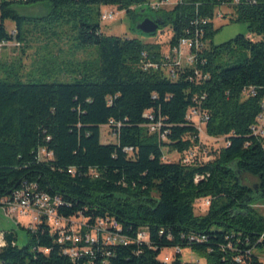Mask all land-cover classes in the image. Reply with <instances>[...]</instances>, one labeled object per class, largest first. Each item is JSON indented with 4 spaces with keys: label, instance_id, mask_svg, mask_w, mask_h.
<instances>
[{
    "label": "trees",
    "instance_id": "obj_1",
    "mask_svg": "<svg viewBox=\"0 0 264 264\" xmlns=\"http://www.w3.org/2000/svg\"><path fill=\"white\" fill-rule=\"evenodd\" d=\"M153 1L160 0H0V42L15 39L23 46L25 22L51 25L42 31L46 39L72 22L76 45L95 46L97 53L92 64L68 63L76 71L69 83L23 82L17 69L0 70V200L22 189L58 196V217L86 221L74 258L66 252L72 243H59L44 218L34 227L17 224L26 235L21 247L16 231H2L0 264H167L159 260L165 249H189L204 264H261L264 215L256 206L264 205V139L252 136L250 126L264 95V0H187L155 12L162 20L158 30L170 28L171 51L204 30L205 47L193 67L162 62L161 46L141 37L101 31V7L135 21L147 17L142 9ZM15 4H47L50 11L30 19ZM221 7L248 35L214 46V24L198 21ZM6 20L15 23L14 38ZM143 51L170 65L174 78L143 70ZM229 53H236L234 60L221 61ZM196 72L206 78L197 81ZM249 88L254 96L242 94ZM192 108L206 115V134L224 137L227 145L208 162L164 160L165 148L183 154L199 145L198 130L186 118ZM102 126L111 128L116 143H101ZM150 126L159 127L152 133ZM42 150L51 157L41 159ZM202 198L209 206L195 215L194 203ZM100 221L104 229L96 230ZM92 232L94 240L86 242ZM170 264L201 263H182L176 253Z\"/></svg>",
    "mask_w": 264,
    "mask_h": 264
},
{
    "label": "rangeland",
    "instance_id": "obj_2",
    "mask_svg": "<svg viewBox=\"0 0 264 264\" xmlns=\"http://www.w3.org/2000/svg\"><path fill=\"white\" fill-rule=\"evenodd\" d=\"M172 7H166L163 11H169ZM13 9L20 15L26 18L35 19L45 17L50 8L47 4L36 5H13ZM114 12L113 18L106 22H100L101 31L104 34L120 37H141L144 42L151 44H158L161 46V53L163 55L169 54V37L171 36L170 28L166 27L162 30H157L154 36L148 37L136 31L135 25L139 20L133 21L131 17L125 14L123 11H118L115 8L101 7L100 12L104 11ZM147 17L154 18L156 13L150 11L147 6L142 9ZM221 11L225 17L229 14L230 10L226 8L217 9ZM72 22L68 26H63L56 30L57 38L46 39V35H43L42 31L50 28L51 25H47L43 22H25L22 26L23 36L26 40L23 46L14 47L9 46L0 52V70L1 68L17 69L23 82H60L69 83L76 78V71H71L69 64L77 65L83 62L94 63L97 58L96 47L86 46L78 47L75 40L76 32L73 31ZM38 26L40 28H34ZM6 30L9 34H13L15 31V23L11 20L5 21ZM44 27V28H42ZM214 29H217L214 37L212 38V44L214 46L225 43L233 39L238 34H244L247 36L246 26L242 23H236L229 20L228 16L221 21L214 23ZM22 48L24 52L22 51ZM236 53H229L222 56L221 61H233ZM182 65L187 64L185 60H180ZM63 63L66 64L64 65ZM0 76L3 73L0 71ZM100 141L102 144L116 143V137L113 134L111 128L102 126L100 128ZM198 158L203 162H208L214 155L224 148L227 143L225 138L211 137L205 132V127H199L198 133ZM201 146V147H200ZM164 158L169 162H178L183 154H179L176 151L164 149ZM48 158L42 156L41 159ZM249 183L254 184L255 180L248 178ZM203 198L196 200L194 203L195 215H202L206 212V207L203 203ZM257 210L264 215V205H257ZM30 222V216L22 217L19 219L20 225L28 227ZM86 221L81 217L71 218L69 221L63 223L65 230L69 229L73 235L78 236L81 228L85 225ZM14 230L17 234V246L21 247L26 242V235L14 222H10L2 215L0 210V232ZM174 249H165L161 252L159 260L170 264L176 254ZM182 263L199 262L204 264V260L199 258L198 255L189 249L180 250L179 252ZM260 262L264 264V252L260 254Z\"/></svg>",
    "mask_w": 264,
    "mask_h": 264
},
{
    "label": "built area",
    "instance_id": "obj_3",
    "mask_svg": "<svg viewBox=\"0 0 264 264\" xmlns=\"http://www.w3.org/2000/svg\"><path fill=\"white\" fill-rule=\"evenodd\" d=\"M187 0H160V1H153L148 3L146 6L150 11H160L166 7H174L178 3H182ZM233 3H238V0H234ZM222 8V7H221ZM114 12L112 11H104L100 15V22H106L113 18ZM225 17L219 10H215L213 15L210 19H202L199 20L198 23L200 26H205L208 23H215L216 21H221ZM15 37V31L13 34H10ZM204 35V30L202 28H198L195 30L193 37H185L182 38L178 45L172 49H169L168 55H163L162 62L168 61L173 62L177 66L182 67H193L196 59V53L202 50L205 47V44L202 45L200 39ZM20 47V43L17 42L15 39L12 41H2L0 42V52L9 47ZM180 60H185L187 64L182 65ZM140 64L143 70H153V71H161L164 73L166 77L174 78V73L172 67L166 63H158V61L151 60L146 52H141L140 54ZM196 80H202L206 78L202 76L200 73H195ZM244 96H254L255 92L254 89L249 88L245 89L242 93ZM186 118L191 121L194 126L197 128L199 133V127H205L206 123V115L202 113L199 109H190L187 113ZM159 126H150V132L154 133L157 131ZM251 135L257 137L259 139H264V95L262 96L259 102V113L254 119L253 124L250 126ZM160 139L162 141L165 140V134L160 135ZM195 147H198L200 152L199 145L190 148L189 150L183 153V156L180 158V161L183 165H192L197 162H200L201 159L198 158L197 150ZM201 147V146H200ZM264 148V146H263ZM126 152H131L130 148L125 149ZM40 157L45 156L48 158L51 157V154H46L43 150L40 151ZM164 160H166L164 158ZM204 206L208 208L209 200L203 199ZM61 204V199L58 196L49 197L46 194L38 193V192H29L24 189L16 191L10 198H5L0 200V210L4 218L9 220L10 222H14L16 225L21 224L19 223V219L22 217L30 216V222L28 223V227H34L36 223L40 221L41 218H44L46 223L56 232L59 234L58 242L61 243L63 241H70L73 245L69 250H67V254L70 257L74 258L78 255V250L76 248L77 243L80 242V237L71 235L68 236L66 233L67 231L64 228L63 223L67 222L66 220L58 217L56 209ZM110 226L114 229H117V225L112 222ZM96 230L100 227L101 230L104 229V224L100 221L96 226ZM4 233L0 232V248L4 246L3 240ZM95 237V232H92L90 236H86V242L89 240L93 241ZM144 234H140L138 238L142 239ZM106 241L114 242L115 238H111L107 236ZM177 253L180 250H176Z\"/></svg>",
    "mask_w": 264,
    "mask_h": 264
},
{
    "label": "water",
    "instance_id": "obj_4",
    "mask_svg": "<svg viewBox=\"0 0 264 264\" xmlns=\"http://www.w3.org/2000/svg\"><path fill=\"white\" fill-rule=\"evenodd\" d=\"M162 20L159 17H144L139 20V22L135 25V29L137 32L146 35L151 36L154 35L158 27L161 25Z\"/></svg>",
    "mask_w": 264,
    "mask_h": 264
}]
</instances>
